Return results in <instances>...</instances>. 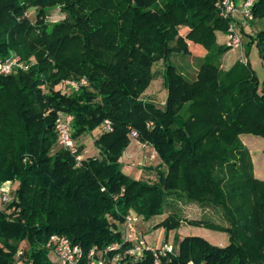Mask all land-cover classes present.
<instances>
[{"label": "trees", "instance_id": "16d2710c", "mask_svg": "<svg viewBox=\"0 0 264 264\" xmlns=\"http://www.w3.org/2000/svg\"><path fill=\"white\" fill-rule=\"evenodd\" d=\"M217 1L41 0L43 5L64 4L73 23L52 34L41 25L36 35L27 34L26 23L18 19L31 0L25 4L0 0V58L11 51L21 55L20 38L29 35L42 48L31 70L0 77V181L16 184L13 202L0 211V264H15L22 246L32 264H53L45 246L54 234L67 236L85 252L118 242L119 226L130 211L151 220L164 215L168 196L195 203L191 189L204 186L206 179L215 184L217 206L229 215L227 195L219 185L226 176L213 180L210 170L200 168L207 164L200 148L203 141L215 140L214 149L222 152L213 156L226 164L229 150L222 145L245 132L264 137V93L259 92L249 63L223 73L213 64L217 54L210 53L194 82L168 64L164 109L137 98L150 84L156 60L167 58L172 44L182 41L180 27L190 29L187 39L209 51L216 48L215 30L227 33L229 27V21L219 16ZM253 14L264 19V0L256 2ZM253 41L264 59V30ZM76 42L80 52L71 49ZM84 76L89 83L78 92L63 87L70 92L66 94L55 88L64 79ZM61 111L73 116L76 141L105 120L112 123L113 131L96 140L97 156L83 157L77 165L75 155L57 148L56 119ZM133 131L168 165L169 172H159L153 183L123 171L121 157ZM83 150L78 146V154ZM256 190L264 195V185ZM263 195L255 196L253 218L240 225L264 250V203L256 201ZM13 205L18 211H12ZM114 220L120 221L118 228ZM180 224L172 213L154 228L169 232ZM235 227L237 237L242 235ZM239 241L243 244L232 236L221 248L185 237L178 254L162 264H255L249 255L252 246ZM122 264H152V255L148 252L144 261L128 259Z\"/></svg>", "mask_w": 264, "mask_h": 264}, {"label": "rangeland", "instance_id": "374dc122", "mask_svg": "<svg viewBox=\"0 0 264 264\" xmlns=\"http://www.w3.org/2000/svg\"><path fill=\"white\" fill-rule=\"evenodd\" d=\"M17 1L25 4L29 0ZM236 1L237 5L239 4L238 7H240L242 0ZM27 6L23 16L18 18L21 22L26 23V27L23 30H27V34L38 35L36 30L41 25L45 26L46 31L52 34L55 29L63 28L62 26L64 24L73 23L68 8L62 3L43 5L41 4V0H31L30 3H27ZM234 20L240 23L237 29L241 37L242 46L238 49L229 45L228 33L222 31V29L215 30L214 44L216 48L209 51L205 46L187 39L186 36L190 31L189 28L180 27L179 36L182 37V41L179 44H172L169 51L170 55L167 58L156 60L151 68L152 80L137 98L142 102H151L158 108L164 109L168 98V88L165 82V72L168 64L174 65L179 73L183 74L190 82H194L205 61V57L210 53L217 54L213 64L219 70H222L223 73L229 72L237 64L243 65L249 63V66L258 77L259 92L264 93V59L257 42L253 41L256 38V33L264 30V19L260 20L254 17V20L249 22V25H246L243 30L240 27L242 22L241 16L236 14ZM76 31V29H71L70 32ZM33 38L31 35L20 38L22 48L19 53L22 56L15 51H11V53H16L21 56L26 67H28L26 71L31 70L37 64L39 59L37 52L42 50L40 46L34 44ZM77 45L78 42L71 49L80 52ZM220 47L223 48V53L220 52L221 49L218 50ZM61 83L57 84L55 88L61 89L63 93L69 94L70 92H66V89L63 88ZM103 133L104 130L101 125L78 139L77 145L84 147L82 152L83 157H94L98 155L96 140ZM214 142L216 141L209 139L203 141L204 147L200 148V151L207 161V164L200 168L203 167V170H210V176L213 180L226 176V180L220 182L219 185L226 192L227 202L230 208L229 215L227 213L225 215L223 209L219 205L217 206L218 197L213 192L215 184L209 182V179H206L207 181L204 179V186L199 189L193 187L191 189L193 191V199L196 200L195 203L182 202L183 199L168 196L164 215L155 216L151 220H144L139 215L141 220L140 228L144 234V238L148 245L153 248H160L167 242L172 248L171 253L167 257L170 260L172 256L178 254L180 242L185 237L201 238L212 246L223 248L229 245L231 237L233 236L238 243L243 244L239 240L243 242L247 240L248 245L252 246L249 255L253 263L264 264L263 245L261 243H258L259 246L254 245L252 236L245 232L247 230L244 229L243 225H240L244 224L245 220L248 221V218H253L254 212L252 209L256 206L254 202L255 196L263 195L257 193L256 188L259 184L264 185V137L251 132H245L240 133L236 140L234 139L222 145L223 149L229 150L228 154L230 155L229 161L231 164H228L229 161H225L226 164H224V162L216 160L213 155L222 152V149H214ZM57 148L60 149L61 147L58 145ZM121 163L124 173L134 179H140L142 182L153 183L157 180L159 172L164 174L169 172L168 165L162 161L161 156L152 145L142 143L133 137H130V144L121 157ZM238 174L247 177L248 180L256 182L247 183L243 178L237 179L236 176ZM7 183L11 187L10 198H15L16 184L13 181H8ZM252 183H254L255 187H251ZM258 199H256L257 202L263 201L264 203V195L263 199ZM197 202L206 205H200ZM208 204H216V207ZM4 206L0 200V209H3ZM13 208L12 211H18L15 205H13ZM129 213L137 215L135 211H130ZM172 213H175L181 219V224L178 229L167 232L163 227L154 228L156 224ZM113 222L117 223V228L121 224L117 220ZM236 225L243 227H235ZM234 227L237 228L238 232L241 231L242 235L238 234L237 237ZM240 228H243L244 231ZM22 244L25 247L28 246L26 242ZM49 258L53 264H59L55 255L50 253ZM14 261L15 264H24V258L18 257L17 254L14 256ZM189 264L193 263L191 262Z\"/></svg>", "mask_w": 264, "mask_h": 264}, {"label": "built area", "instance_id": "2783aa9c", "mask_svg": "<svg viewBox=\"0 0 264 264\" xmlns=\"http://www.w3.org/2000/svg\"><path fill=\"white\" fill-rule=\"evenodd\" d=\"M258 0H242L240 7L236 0H219L215 6L219 16L229 21L228 39L229 45L233 48L242 46L241 37L237 27L236 14L242 18L241 29L243 30L249 22L254 20L253 8ZM24 60L16 53H10L5 58H0V77L9 76L19 71H26ZM88 79L84 76L78 79L69 78L64 80L61 85L71 91L78 92L81 88L87 86ZM73 116L66 112H59L56 119V133L58 145L76 156L77 165L80 164L83 156L78 154L77 141L73 138ZM102 128L104 132H112L113 125L109 120H105ZM131 137L137 139V132L133 131ZM7 182L0 181V200L5 205L0 211H4L7 206L13 202L11 197V187ZM12 199V200H11ZM141 224L140 217L129 213L124 222L119 226L121 231V240L113 242L105 247H92L85 252L82 247L73 244L72 240L65 235L54 234L46 243V248L51 254L57 257L59 264H122L130 259L133 261L146 260L147 253L152 255V264H162L163 259L167 258L172 251L171 246L165 242L160 248L150 247L144 238L143 232L139 229ZM26 249L20 247L17 255L24 258V264H32L25 256Z\"/></svg>", "mask_w": 264, "mask_h": 264}, {"label": "crops", "instance_id": "0c3cea01", "mask_svg": "<svg viewBox=\"0 0 264 264\" xmlns=\"http://www.w3.org/2000/svg\"><path fill=\"white\" fill-rule=\"evenodd\" d=\"M139 229L141 230L140 226H139ZM142 231V230H141Z\"/></svg>", "mask_w": 264, "mask_h": 264}]
</instances>
